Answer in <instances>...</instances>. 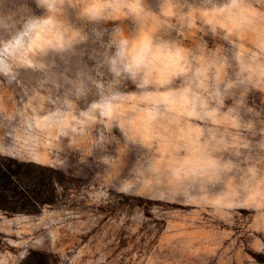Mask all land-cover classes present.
Segmentation results:
<instances>
[{"label": "rangeland", "instance_id": "374dc122", "mask_svg": "<svg viewBox=\"0 0 264 264\" xmlns=\"http://www.w3.org/2000/svg\"><path fill=\"white\" fill-rule=\"evenodd\" d=\"M0 154V264H264V0H0Z\"/></svg>", "mask_w": 264, "mask_h": 264}, {"label": "trees", "instance_id": "16d2710c", "mask_svg": "<svg viewBox=\"0 0 264 264\" xmlns=\"http://www.w3.org/2000/svg\"><path fill=\"white\" fill-rule=\"evenodd\" d=\"M25 177L33 178L28 188L19 183ZM61 181L60 173L51 166L0 154V211L35 213L55 202Z\"/></svg>", "mask_w": 264, "mask_h": 264}, {"label": "snow or ice", "instance_id": "6c2138e0", "mask_svg": "<svg viewBox=\"0 0 264 264\" xmlns=\"http://www.w3.org/2000/svg\"><path fill=\"white\" fill-rule=\"evenodd\" d=\"M33 178L32 177H25L22 178L19 183L20 185H23V188H28V186L32 183Z\"/></svg>", "mask_w": 264, "mask_h": 264}, {"label": "clouds", "instance_id": "9594fccd", "mask_svg": "<svg viewBox=\"0 0 264 264\" xmlns=\"http://www.w3.org/2000/svg\"><path fill=\"white\" fill-rule=\"evenodd\" d=\"M94 7H103V5H94Z\"/></svg>", "mask_w": 264, "mask_h": 264}]
</instances>
